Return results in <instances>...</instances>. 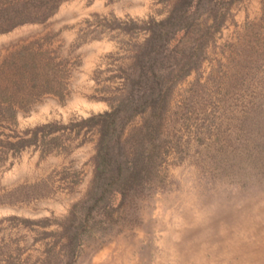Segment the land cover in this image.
Segmentation results:
<instances>
[{
	"label": "rangeland",
	"instance_id": "obj_1",
	"mask_svg": "<svg viewBox=\"0 0 264 264\" xmlns=\"http://www.w3.org/2000/svg\"><path fill=\"white\" fill-rule=\"evenodd\" d=\"M177 1L60 0L50 13L42 0H0V139L109 109L102 96L120 79L107 77L132 62L130 47L147 36L141 23ZM22 5L14 17L25 22L9 27ZM205 17L176 45L193 67L176 72L161 126L143 128L151 169L76 252L67 215L85 197L95 136L68 151L49 152V137L20 151L0 146V264H264V0H234L198 45ZM49 50L62 66L49 67ZM141 120L125 135L138 136Z\"/></svg>",
	"mask_w": 264,
	"mask_h": 264
},
{
	"label": "trees",
	"instance_id": "obj_2",
	"mask_svg": "<svg viewBox=\"0 0 264 264\" xmlns=\"http://www.w3.org/2000/svg\"><path fill=\"white\" fill-rule=\"evenodd\" d=\"M42 1L44 4L49 2L51 13L60 0ZM233 1L178 0L163 19L143 21L141 27L147 32V36L142 42L134 43L130 47L132 62L127 66H118V74L107 77L108 80L116 77L120 79L119 84L113 88L116 93L113 97L102 96L110 106L109 109L91 113L77 121L70 120L63 125L58 121H49L26 129L23 134L15 135L14 140L0 139V146L4 145L5 151H20L32 145H46L49 137L50 152L58 148V151H68L72 141L79 139L76 145H80L88 140L87 135L95 136L94 153L91 157L92 175L85 197L73 204L67 215L74 223L70 232L72 252L77 251L84 235L89 237L105 232L112 219L113 210L123 204L129 190L142 185L144 174L151 169L152 162L144 153L143 146L146 144L143 140V128L157 130L161 126L162 110L180 79L176 72L179 69L180 76H185L193 67L191 64L179 62L178 59L176 45L183 34L205 15L209 22L200 38L196 39L199 45L203 36L209 35L210 29L220 26L224 19V10ZM24 10V5L17 6L13 17L15 14L20 16L21 13L23 17ZM10 19L13 23L9 27L25 22L20 17ZM50 53L51 50L49 67L64 64L63 60L54 62L56 56ZM24 65L26 68L33 67L30 62ZM107 88L109 87L103 86V89ZM49 92L62 95V91L54 86H49ZM33 100L31 97L25 103ZM17 103L23 106V102ZM7 110L10 111L7 118L14 119L16 110L10 107ZM139 116L142 120L135 128L138 136L136 133L125 135L127 127ZM60 130L64 131L57 133Z\"/></svg>",
	"mask_w": 264,
	"mask_h": 264
},
{
	"label": "bare ground",
	"instance_id": "obj_3",
	"mask_svg": "<svg viewBox=\"0 0 264 264\" xmlns=\"http://www.w3.org/2000/svg\"><path fill=\"white\" fill-rule=\"evenodd\" d=\"M100 105H102V104H98V103H87V104H86L87 107H90V108L92 107V108H94V109L99 108ZM254 208H256V207H254ZM200 214L202 215V213H200ZM203 217H204V216H203ZM198 218H199V217H198ZM196 219H197V218H196ZM199 219H201V218H199ZM203 219H204V218H203ZM202 221H204V220H202ZM242 221H243V220H242ZM251 222H252V221H251ZM251 222H250V223H251ZM235 225H237V224H235ZM239 225H240V224H239ZM242 225H243V224H242ZM249 225H250V224H249ZM209 226H210V225H209ZM237 226H238V225H237ZM197 227H198V226H197ZM207 227H208V226H207ZM244 227H245V226H244ZM260 227H261V226H260ZM198 228H199V227H198ZM203 228H204V227H203ZM233 228H234V227H233ZM241 228H242V227H241ZM206 229H207V228H206ZM208 229H210V227H208ZM236 229H237V228H236ZM242 230H243V229H242ZM218 231H219V230H218ZM237 231H238V230H237ZM239 231H240V230H239ZM239 231H238V232H239ZM249 231H250V230H249ZM235 232H236V231H235ZM235 232H234V234H235ZM247 232H248V231H247ZM218 233H219V232H218ZM223 233H224V232H223ZM249 233H250V232H249ZM251 233H252V232H251ZM195 234H197V233H195ZM220 234H221V233H220ZM224 234H225V233H224ZM224 234H223V235H224ZM243 235H244V234H243ZM260 236H261V235H260ZM189 237H190V236H189ZM253 237H254V236H253ZM257 237H258V236H257ZM185 239H186V238H185ZM230 239H231V238H230ZM252 239H254V238H252ZM255 239H256V238H255ZM255 239H254V240H255ZM224 240H225V239H224ZM256 240H257V239H256ZM192 241H193V240H192ZM208 241H209V240H208ZM198 242H199V241H198ZM202 242H203V241H202ZM226 242H227V241H226ZM251 242H252V241H251ZM208 243H209V242H208ZM212 243H213V242H212ZM222 243H223V242H222ZM191 244H192V243H191ZM199 244H200V243H199ZM213 244H214V243H213ZM252 244H253V242H252ZM263 244H264V243H263ZM263 244H262V245H263ZM247 245H248V244H247ZM262 245H261V246H262ZM194 246H195V245H194ZM199 246H200V245H199ZM216 246H217V245H216ZM225 246H226V245H225ZM250 246H251V245H250ZM262 247H264V246H262ZM173 248H174V247H173ZM188 248H189V247H188ZM226 248H228V247H226ZM247 248H249V247L246 246V249H247ZM256 248H257V247H256ZM260 248H261V247H260ZM174 249H175V248H174ZM206 249H207V248H206ZM206 249H205V250H206ZM182 250H183V249H182ZM184 250H185V249H184ZM222 250H223V249H222ZM255 250H256V249H255ZM212 251H214V250L212 249ZM225 251H226V249H225ZM241 251H242V250H241ZM247 251H248V250H247ZM251 251H252V250H251ZM260 252H261V251H260ZM171 253L173 254V252H171ZM171 253H170V254H171ZM236 253H237V252H236ZM244 253H245V252H244ZM262 253H263V252H262ZM174 254H175V253H174ZM184 254H185V253H184ZM206 254H207V253H206ZM209 254H210V253H209ZM223 254H224V253H223ZM258 254H259V253H258ZM263 254H264V253H263ZM175 255H176V254H175ZM185 255H186V254H185ZM204 255H205V254H204ZM211 255H212V253H211ZM211 255H210V256H211ZM239 255H240V254H239ZM252 255H253V254H252ZM170 256H171V255H170ZM206 256H207V255H206ZM174 257H175V256H174ZM185 257H186V256H185ZM204 257H205V256H204ZM216 257H218V256H216ZM250 257H251V256H250ZM256 257H257V256H256ZM259 257H260V256H259ZM172 258H173V257H172ZM251 258H252V257H251ZM176 259H177V258H176ZM184 259H185V258H184ZM186 259H187V258H186ZM222 259H224V258H221V259H219V260H222ZM258 259H259V258H258ZM198 260H199V259H198ZM192 261H194V260H192ZM210 261H211V260H210ZM208 262H209V261H208ZM220 263H221V262H220ZM238 263H239V262H238ZM259 263H260V262H259ZM214 264H215V263H214ZM221 264H222V263H221ZM232 264H233V263H232ZM250 264H251V263H250ZM253 264H254V263H253Z\"/></svg>",
	"mask_w": 264,
	"mask_h": 264
}]
</instances>
